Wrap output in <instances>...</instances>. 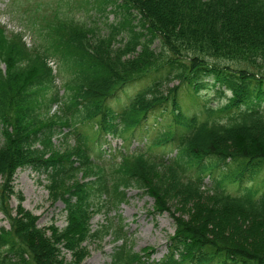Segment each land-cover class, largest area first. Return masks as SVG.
Instances as JSON below:
<instances>
[{
    "label": "trees",
    "instance_id": "trees-1",
    "mask_svg": "<svg viewBox=\"0 0 264 264\" xmlns=\"http://www.w3.org/2000/svg\"><path fill=\"white\" fill-rule=\"evenodd\" d=\"M106 7L118 20L104 29L55 15L46 43L31 48L24 32L0 26V214L8 224L0 264H82L84 242L111 231L123 242L108 264H264V193L243 188L264 166V0H102ZM184 90L195 99L192 114L179 103ZM213 95L222 101L212 105ZM25 167L43 173L52 202L63 204L62 228L38 227L20 194L10 207L15 172ZM130 189L173 222L159 259L153 249L133 253L111 220L91 227ZM174 200L189 204L186 219L170 211Z\"/></svg>",
    "mask_w": 264,
    "mask_h": 264
},
{
    "label": "rangeland",
    "instance_id": "rangeland-1",
    "mask_svg": "<svg viewBox=\"0 0 264 264\" xmlns=\"http://www.w3.org/2000/svg\"><path fill=\"white\" fill-rule=\"evenodd\" d=\"M102 0H0V26L6 32H24L23 40L31 48L46 43V28L48 23L54 21V16L65 19H74L79 22L91 24L95 22L104 29V23H113L118 17L111 12L110 7L105 10L100 9ZM0 27V28H1ZM158 43L155 41V46ZM52 56V55H51ZM53 68L65 74L63 68L55 61ZM0 69L4 70L3 64ZM55 92V91H54ZM46 93L51 94L50 91ZM62 90L58 92L59 95ZM191 94V93H190ZM185 90L179 95V103L186 114H192L196 109L193 105L195 99ZM206 96V94L204 95ZM212 105L222 101L221 97L210 96ZM54 107V105H52ZM51 107L50 113L53 112ZM56 112V111H54ZM152 124L158 128L162 127V117L157 114L152 116ZM1 136V130H0ZM56 147L64 144L61 136L56 135L53 140ZM116 147L119 141L110 143ZM142 145L134 142L131 147ZM171 152L170 154H173ZM164 170H157L158 177H162ZM82 179L81 175L76 176V180ZM253 181L245 182L244 187H252L258 193H264V166L254 175ZM46 179L43 173L32 170L29 167L16 170L13 178L14 195L10 197L9 205L14 210L18 203L17 195L22 196L21 205L24 209L37 216V226L42 228L53 224L58 228L65 225V211L60 201L52 202L46 190ZM231 193H237L242 189L228 187ZM172 202V203H171ZM170 211L175 215L183 216L184 208L176 200L167 203ZM153 198L148 194H143L140 190L130 189L127 191V198L115 210L109 213H99L93 216L90 221L91 227L96 228L98 224L107 225L111 220L118 227L122 226L128 246L135 254H142L144 250L153 249V257L159 259L166 252V242L173 234V222L169 214L165 211L158 212L154 209ZM184 210V211H183ZM186 219L188 215L184 214ZM7 228L8 224L0 214V228ZM123 241L117 237L113 231L105 234L101 239H88L84 243L87 249V256L82 264H108L111 260L112 252L121 245ZM69 259V254H66Z\"/></svg>",
    "mask_w": 264,
    "mask_h": 264
}]
</instances>
